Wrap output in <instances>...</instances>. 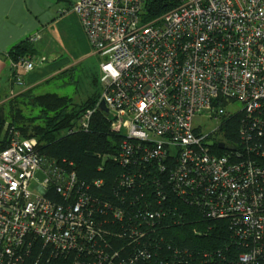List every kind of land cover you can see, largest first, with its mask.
<instances>
[{"label":"built area","instance_id":"1","mask_svg":"<svg viewBox=\"0 0 264 264\" xmlns=\"http://www.w3.org/2000/svg\"><path fill=\"white\" fill-rule=\"evenodd\" d=\"M154 1L78 0L70 9L105 60L101 97L78 127L88 132L104 101L120 136L117 153L102 156L124 169L118 203L92 197L72 162L41 154L35 138L7 127L0 264H264V0H174L152 16ZM6 57L17 88L46 62ZM196 117L214 125L211 133ZM234 122L237 144L225 139ZM37 173L43 180L33 192ZM170 196L226 223L225 253H194L156 237L182 220Z\"/></svg>","mask_w":264,"mask_h":264},{"label":"trees","instance_id":"2","mask_svg":"<svg viewBox=\"0 0 264 264\" xmlns=\"http://www.w3.org/2000/svg\"><path fill=\"white\" fill-rule=\"evenodd\" d=\"M175 6L174 0H155L152 4L151 14L160 15ZM34 42L27 39L13 47L8 55L13 60L34 55ZM51 82V80H49ZM4 95L7 101L0 105V139L4 138L7 127L19 130L25 138H35L38 142L37 150L48 157L67 159L75 166L78 179L84 182L87 192L94 198L118 203L115 193L119 190L118 178L124 169L113 163L110 159L102 160L104 155L117 153L120 136L111 132L107 116L102 111H96L91 128L88 132L79 129L78 123L82 115L97 105L101 95L96 94L86 102L75 104L67 96L53 93L34 94V90ZM225 139L229 143L237 144L238 124L233 123L231 130H226ZM222 154L219 151H215ZM104 168L99 171V168ZM103 183L100 187L94 185L96 181ZM140 192V191H139ZM147 193V191L145 192ZM152 193L149 198L152 199ZM172 206L178 209L177 214L182 215L179 224L166 230H159L156 237L162 236L166 241L189 249L194 253L212 251L218 255L225 253V247L230 242L229 229L225 222L204 220L198 211L192 212L170 196ZM166 211H167V207ZM168 212V211H167ZM172 218V214H169ZM196 231V234L194 233ZM40 248V244H39ZM170 256V252H165ZM26 264H34L27 258ZM40 264H70L62 259L47 262L43 259Z\"/></svg>","mask_w":264,"mask_h":264},{"label":"crops","instance_id":"3","mask_svg":"<svg viewBox=\"0 0 264 264\" xmlns=\"http://www.w3.org/2000/svg\"><path fill=\"white\" fill-rule=\"evenodd\" d=\"M77 1L0 0V105L7 101L2 97L16 89L14 73L6 57L13 47L36 33L41 34V39L33 43L34 55L45 57L46 62L24 74V85L18 88V93H21L43 87L51 80V29L61 23L66 27L65 34L71 33L74 39L78 34L86 44L88 37L85 30L78 16L70 10ZM92 50V55L101 58L93 47Z\"/></svg>","mask_w":264,"mask_h":264},{"label":"rangeland","instance_id":"4","mask_svg":"<svg viewBox=\"0 0 264 264\" xmlns=\"http://www.w3.org/2000/svg\"><path fill=\"white\" fill-rule=\"evenodd\" d=\"M65 28L60 23L51 29V82L35 89L34 94L53 93L67 96L75 104H81L96 94L101 95V63L105 60L92 55L89 39L86 44L78 34L74 39L71 33L65 34ZM237 106L240 107V104ZM194 123L209 133L214 127L210 121L201 117H196ZM42 180V174L37 173L36 180L30 185L31 191L37 192Z\"/></svg>","mask_w":264,"mask_h":264},{"label":"water","instance_id":"5","mask_svg":"<svg viewBox=\"0 0 264 264\" xmlns=\"http://www.w3.org/2000/svg\"><path fill=\"white\" fill-rule=\"evenodd\" d=\"M99 109H100L101 111L105 112V113H108V109H107V107H106L104 101L100 102ZM207 146L212 147V146H213V142H208V143H207ZM218 147H219L221 150H224V149H226V148H228V149H233V150L235 149V148H231V147H226L224 143H220V144L218 145Z\"/></svg>","mask_w":264,"mask_h":264}]
</instances>
